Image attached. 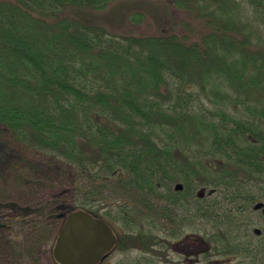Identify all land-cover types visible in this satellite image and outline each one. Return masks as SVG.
I'll return each instance as SVG.
<instances>
[{"label":"trees","instance_id":"16d2710c","mask_svg":"<svg viewBox=\"0 0 264 264\" xmlns=\"http://www.w3.org/2000/svg\"><path fill=\"white\" fill-rule=\"evenodd\" d=\"M118 1L0 0V175L12 154L34 150L86 181L73 202L0 198V257L44 264L41 247L77 209L107 221L117 247L128 238L149 253L165 245L161 221L184 210L215 222L220 254L264 264V228L246 243L233 218L264 204V0H169L183 30L148 36L96 24L92 13ZM114 182L132 197L101 212L95 198Z\"/></svg>","mask_w":264,"mask_h":264},{"label":"rangeland","instance_id":"374dc122","mask_svg":"<svg viewBox=\"0 0 264 264\" xmlns=\"http://www.w3.org/2000/svg\"><path fill=\"white\" fill-rule=\"evenodd\" d=\"M133 13L143 14L144 20L140 23L132 22L130 16ZM180 13L169 0H121L112 3L105 11L92 13V18L110 35L148 36L164 32L180 33L183 30V27H180L183 15ZM10 158L4 168L5 175H0V198L14 200L22 206L37 205L40 208L57 198L68 202L82 198L79 190L86 184V181L80 182L81 180L70 169L62 167L60 160L54 161L49 154L34 150L23 151L21 154L15 152ZM15 167H19L18 170L21 169L23 172L21 177L18 171L14 172ZM204 195L206 196L207 193L202 192V196ZM131 197L127 190L114 182L108 184L104 193L97 195L95 199L99 207L103 208L101 212L112 209L115 213L118 211L115 205L117 204L116 199L127 201L125 198ZM207 200L214 203L216 210H220V212H215L217 213L216 219L221 222L224 218L221 209L226 208L225 201H222V197L217 194L207 196ZM139 208L140 206L137 207ZM262 211H264V204L260 205L259 211L251 209L249 217H233L237 219L239 230L246 243L259 244L258 237L261 234L258 233L264 228ZM185 213L184 210L176 212V214H181L180 218L190 219L183 221V227L179 229L175 238L169 236L168 231L170 228L172 230L175 225L172 221L163 219L161 224L166 226V230H154L156 237L162 242L165 241L164 247L156 246L148 253L145 245L125 238L121 246L115 247L100 264H242L250 261L248 257L240 255L220 254L214 248V244L208 240L211 232L219 228L214 226L215 222L206 223L205 220L195 219L192 216L188 218ZM49 224L53 227L56 221L50 219ZM129 230L121 223L117 225L119 235L124 236ZM239 230L235 232V235ZM204 234H207V239L204 238ZM183 241L184 245H188V251L179 252L177 249L182 247L181 242ZM53 245L54 243H45L41 247L44 264H56L52 257ZM19 251L17 249L18 253ZM7 253L14 256L12 251ZM12 256L1 255L0 264H25Z\"/></svg>","mask_w":264,"mask_h":264},{"label":"water","instance_id":"95a60500","mask_svg":"<svg viewBox=\"0 0 264 264\" xmlns=\"http://www.w3.org/2000/svg\"><path fill=\"white\" fill-rule=\"evenodd\" d=\"M117 243L118 237L108 222L77 209L62 222L52 256L58 264H100Z\"/></svg>","mask_w":264,"mask_h":264},{"label":"flooded vegetation","instance_id":"af4514ba","mask_svg":"<svg viewBox=\"0 0 264 264\" xmlns=\"http://www.w3.org/2000/svg\"><path fill=\"white\" fill-rule=\"evenodd\" d=\"M179 219H181V221H182V222H181V226L183 227V221H184L183 219H184V218H180V217L177 218V219H176V224L174 223L175 225H173L174 232H173L172 237H174V238H175V235H177V234L179 233V227H178V225H177V223L179 222V221H178ZM184 222H185V221H184ZM176 225H177V226H176ZM182 227H181V228H182ZM116 234H117V233H116ZM184 243H185L184 241L181 242V244H183V245H181L182 247H180V248L177 249L179 252H183V251L185 252V251H188V245H184ZM114 249H115V248H114ZM114 249H113V250H114ZM113 250H112V251H113Z\"/></svg>","mask_w":264,"mask_h":264}]
</instances>
